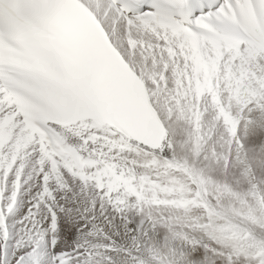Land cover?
<instances>
[{
    "label": "snow or ice",
    "instance_id": "obj_1",
    "mask_svg": "<svg viewBox=\"0 0 264 264\" xmlns=\"http://www.w3.org/2000/svg\"><path fill=\"white\" fill-rule=\"evenodd\" d=\"M0 264H264V0H0Z\"/></svg>",
    "mask_w": 264,
    "mask_h": 264
}]
</instances>
